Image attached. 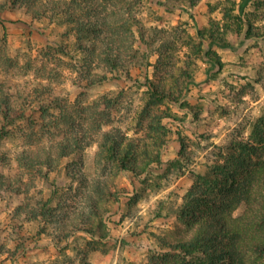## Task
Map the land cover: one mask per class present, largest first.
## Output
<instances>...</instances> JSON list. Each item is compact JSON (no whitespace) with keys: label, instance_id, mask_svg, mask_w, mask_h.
<instances>
[{"label":"trees","instance_id":"16d2710c","mask_svg":"<svg viewBox=\"0 0 264 264\" xmlns=\"http://www.w3.org/2000/svg\"><path fill=\"white\" fill-rule=\"evenodd\" d=\"M10 1L0 2L1 28V15ZM16 1L27 7L26 14L32 20L47 19L51 24L64 26L63 38L73 37L70 45L66 41L40 51L41 63L35 68L34 78L45 80L39 73L46 72L50 64L62 62L60 57L69 59L72 72L83 76L85 89L129 78L134 68L152 69V78H146L140 106L132 120L131 136L112 126L113 115L125 92L106 93L86 105L70 104L55 95L50 84L39 82L26 94L16 92L12 100L9 88L0 83V140L22 132L23 144L13 159L44 180L62 163H69L95 143L99 160L109 164L115 173L129 174L136 186L137 179L140 181L151 167L162 162V152L173 133L164 122L174 119L169 105L184 107V94L194 80L195 60L204 57L220 68L222 63L211 50L212 45L227 46L241 38L264 37V22L257 24L264 19V15L257 13L261 6L258 0L251 12L237 11L234 0H224L221 19L210 20L200 28L198 42L189 34L179 35L176 29L145 27L134 10L139 0H14L13 3ZM201 1L175 0L178 7L187 9L197 7ZM182 47L187 51L181 58L178 51ZM3 51L1 43L0 53ZM177 135L180 150L174 165L181 167L183 161L193 162V151L187 150L179 132ZM262 147L264 107L251 122L247 138L230 140L202 173H193V185L171 211L176 236L158 238L159 251L149 256V264H264V161L235 181ZM6 155L0 150V162L8 160ZM79 176L75 180L86 184V177ZM111 186L107 180L93 183L92 193L84 198L89 213L74 214L73 229L94 240L106 237L104 216L109 211L106 203L116 199ZM220 193L222 196L217 199ZM50 203V198L36 202L28 220L50 219ZM241 204L245 206L242 215L234 217ZM69 236L67 232L58 236L57 241Z\"/></svg>","mask_w":264,"mask_h":264},{"label":"rangeland","instance_id":"374dc122","mask_svg":"<svg viewBox=\"0 0 264 264\" xmlns=\"http://www.w3.org/2000/svg\"><path fill=\"white\" fill-rule=\"evenodd\" d=\"M13 1L7 2L8 7L1 15L3 28L0 27V44L4 45L0 56L10 59L0 58V83L9 88L12 100L16 92L26 94L39 82L50 84L54 94L70 104L86 105L106 93L122 91L125 94L113 115L112 126L131 136L132 120L140 106L146 78H152V69L134 68L130 79L85 89L83 76L72 72L69 59L60 57L62 62L50 64L46 72L39 73L45 80L34 78L35 68L41 63L40 51L61 42L70 45L73 37L63 38L64 26L51 24L47 19L32 20L26 14L27 7L21 1ZM234 1L237 11L251 12L256 6L255 0ZM258 1L261 6L257 13L263 16L264 0ZM225 5L224 0H202L197 7L187 9L178 7L175 0H139L134 10L145 27L176 29L179 35L189 34L198 42L197 31L210 20H220ZM262 22L264 19L257 24ZM211 50L216 52L222 66L219 68L204 57L195 60L194 80L184 94V107L169 105L174 119L164 122L173 133L162 152V162L151 167L140 181L137 179L136 186L129 174L115 173L109 164L99 160L95 143L69 163H62L44 180L13 159L23 144L22 132L0 140V150L8 158L0 162L3 176L0 183L6 182L0 185V264H149V256L159 251L158 238L176 236L171 211L193 185V173H202L230 140L247 138L251 122L264 107V37L241 38L227 46L214 44ZM186 51L182 47L178 56L182 58ZM178 132L187 150L193 151V162L183 161L181 167L174 165L180 150ZM263 161L264 147L251 157L249 166L235 181ZM80 174L86 177V184L75 180ZM99 180L111 183L116 199L106 203L109 207L104 216L106 237L94 240L73 229L71 222L74 214L89 213L84 198ZM221 196L217 195V199ZM49 198L50 219L28 220L36 202ZM244 209L241 204L233 216L242 215ZM67 232L69 238L58 242L57 237Z\"/></svg>","mask_w":264,"mask_h":264}]
</instances>
